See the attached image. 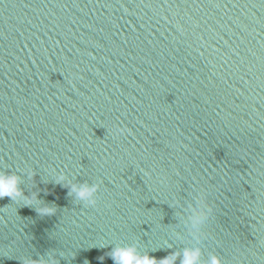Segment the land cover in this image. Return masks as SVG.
Here are the masks:
<instances>
[{"label":"water","instance_id":"obj_1","mask_svg":"<svg viewBox=\"0 0 264 264\" xmlns=\"http://www.w3.org/2000/svg\"><path fill=\"white\" fill-rule=\"evenodd\" d=\"M0 171V264H264V0H0Z\"/></svg>","mask_w":264,"mask_h":264},{"label":"clouds","instance_id":"obj_2","mask_svg":"<svg viewBox=\"0 0 264 264\" xmlns=\"http://www.w3.org/2000/svg\"><path fill=\"white\" fill-rule=\"evenodd\" d=\"M56 179L57 182H61L66 178L63 174H60ZM19 183L20 180L17 176L0 171V199L9 197L13 201L23 200L25 204H31V201L24 197ZM98 191V184L71 185V192L76 193L77 199L84 201V206L86 207H94L96 205L97 200L95 194ZM55 211V208L52 207L37 208V212L41 216L54 215ZM200 255L201 253L198 249H185L182 258L181 253H172L166 258L157 261L148 254H141L135 246L115 247L109 252V257L113 261V264H175L178 258H181V264H201ZM23 264H55V261L51 258L48 261L26 259ZM209 264H223V261L219 256H213Z\"/></svg>","mask_w":264,"mask_h":264}]
</instances>
